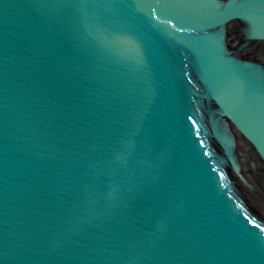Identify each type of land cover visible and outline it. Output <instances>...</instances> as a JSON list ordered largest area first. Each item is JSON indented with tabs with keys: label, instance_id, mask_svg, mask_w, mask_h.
Returning a JSON list of instances; mask_svg holds the SVG:
<instances>
[{
	"label": "water",
	"instance_id": "water-1",
	"mask_svg": "<svg viewBox=\"0 0 264 264\" xmlns=\"http://www.w3.org/2000/svg\"><path fill=\"white\" fill-rule=\"evenodd\" d=\"M0 264H264V0H0Z\"/></svg>",
	"mask_w": 264,
	"mask_h": 264
}]
</instances>
